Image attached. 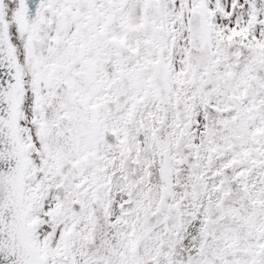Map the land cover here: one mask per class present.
Returning a JSON list of instances; mask_svg holds the SVG:
<instances>
[{
    "label": "snow or ice",
    "instance_id": "6c2138e0",
    "mask_svg": "<svg viewBox=\"0 0 264 264\" xmlns=\"http://www.w3.org/2000/svg\"><path fill=\"white\" fill-rule=\"evenodd\" d=\"M0 264H264V0H0Z\"/></svg>",
    "mask_w": 264,
    "mask_h": 264
}]
</instances>
